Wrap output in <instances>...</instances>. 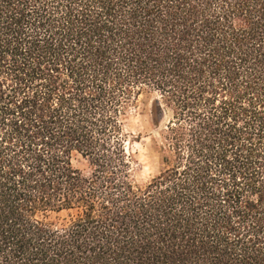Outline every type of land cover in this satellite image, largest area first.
<instances>
[{"label": "trees", "instance_id": "obj_1", "mask_svg": "<svg viewBox=\"0 0 264 264\" xmlns=\"http://www.w3.org/2000/svg\"><path fill=\"white\" fill-rule=\"evenodd\" d=\"M0 264H264V0H0Z\"/></svg>", "mask_w": 264, "mask_h": 264}, {"label": "rangeland", "instance_id": "obj_2", "mask_svg": "<svg viewBox=\"0 0 264 264\" xmlns=\"http://www.w3.org/2000/svg\"><path fill=\"white\" fill-rule=\"evenodd\" d=\"M154 98V95L141 96L136 104L129 106L124 117V132L127 136L125 145L127 151L133 155L132 174L138 183L147 182L162 168L159 141L171 113L158 112ZM153 118L155 122L152 121ZM156 122H160V126ZM73 163L84 174H90V165L81 155H75Z\"/></svg>", "mask_w": 264, "mask_h": 264}]
</instances>
